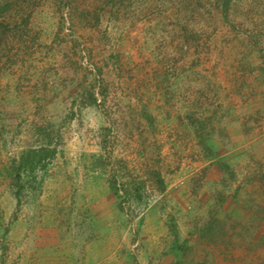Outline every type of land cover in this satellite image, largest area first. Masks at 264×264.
Masks as SVG:
<instances>
[{"label":"rangeland","instance_id":"rangeland-1","mask_svg":"<svg viewBox=\"0 0 264 264\" xmlns=\"http://www.w3.org/2000/svg\"><path fill=\"white\" fill-rule=\"evenodd\" d=\"M6 2L0 264H264V0Z\"/></svg>","mask_w":264,"mask_h":264},{"label":"trees","instance_id":"trees-1","mask_svg":"<svg viewBox=\"0 0 264 264\" xmlns=\"http://www.w3.org/2000/svg\"><path fill=\"white\" fill-rule=\"evenodd\" d=\"M231 0H220L221 7L223 8V16L225 17L227 11L229 9ZM11 7V3H2L0 4V45L2 41H5L4 36L7 34L5 32L4 25L6 18L9 14V9ZM29 17H24V15L20 16V25L17 23L15 24L16 31L14 35V40L16 36L21 37V34L25 33L29 26ZM12 31V32H13ZM263 58V65L258 69L262 76H264V55ZM84 97V101L82 103L83 107H93L97 104V100L94 98V93H86ZM58 150L56 147H52L51 143H48L46 146L39 147V148H32L22 152L18 158L12 162L11 167L9 169V176L12 180L16 191H15V198L17 201V206L21 204V196L23 192L29 188L30 186L37 187V185H41L42 180L40 179V174H45L48 169L52 166L56 159V155ZM31 187V188H32ZM257 209V217H249L246 224L253 228V233H258V229L264 222V207L260 205L256 206ZM254 236L255 237L254 239ZM249 238H252L253 242H255V250L257 249H264V233L258 235H251Z\"/></svg>","mask_w":264,"mask_h":264}]
</instances>
